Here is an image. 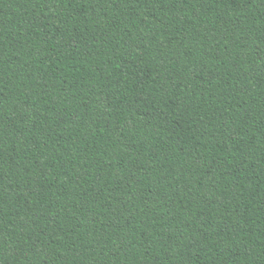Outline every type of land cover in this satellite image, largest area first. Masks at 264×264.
<instances>
[{"label": "trees", "instance_id": "obj_1", "mask_svg": "<svg viewBox=\"0 0 264 264\" xmlns=\"http://www.w3.org/2000/svg\"><path fill=\"white\" fill-rule=\"evenodd\" d=\"M0 264H264V0H0Z\"/></svg>", "mask_w": 264, "mask_h": 264}]
</instances>
